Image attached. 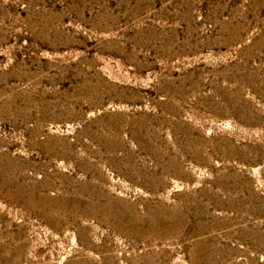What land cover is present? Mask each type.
Here are the masks:
<instances>
[{
    "label": "rangeland",
    "instance_id": "374dc122",
    "mask_svg": "<svg viewBox=\"0 0 264 264\" xmlns=\"http://www.w3.org/2000/svg\"><path fill=\"white\" fill-rule=\"evenodd\" d=\"M0 264H264V0H0Z\"/></svg>",
    "mask_w": 264,
    "mask_h": 264
}]
</instances>
